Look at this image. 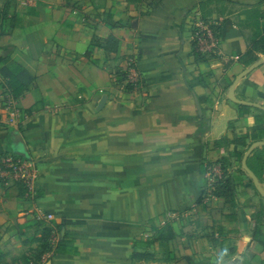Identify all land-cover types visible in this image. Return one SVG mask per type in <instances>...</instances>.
Masks as SVG:
<instances>
[{
  "label": "crops",
  "instance_id": "obj_1",
  "mask_svg": "<svg viewBox=\"0 0 264 264\" xmlns=\"http://www.w3.org/2000/svg\"><path fill=\"white\" fill-rule=\"evenodd\" d=\"M208 1L0 0V264L264 259L251 222L263 211L264 231V198L246 180L248 207L233 208L213 186L239 171L219 163L228 153L216 143L256 131L264 115L249 107L240 119L228 98L255 32L234 8L264 12V0L208 5L221 33L195 61ZM110 37L118 45L106 50ZM13 65L32 79L17 99L1 74ZM235 97L264 107V64ZM46 230L51 251L38 257Z\"/></svg>",
  "mask_w": 264,
  "mask_h": 264
},
{
  "label": "trees",
  "instance_id": "obj_2",
  "mask_svg": "<svg viewBox=\"0 0 264 264\" xmlns=\"http://www.w3.org/2000/svg\"><path fill=\"white\" fill-rule=\"evenodd\" d=\"M214 0H210L206 3L200 4L199 8L201 12H203L202 21L206 24H209L210 29H212L216 38L220 36L221 33V26L215 24L211 19L209 22H206L207 19L206 15L204 14V10L209 7L208 5L213 4ZM240 15L245 17V20L240 24L246 28L254 29V35L249 38L248 40V49L247 52L240 57V61L245 67H249L258 59L260 55H264V12L259 9V7H250V8H243L240 12ZM218 36V37H217ZM118 45L117 40L114 37H110L105 42V49L112 50L116 48ZM193 47L195 51V61H198L200 58V49L198 47L197 41L193 42ZM90 54V51H89ZM2 77L7 82L3 88L5 89L6 93L9 94L12 98L17 99L23 95L25 91H27L29 84L32 82L31 77L25 72V69L18 65H13L10 68L4 67L1 71ZM28 80V81H27ZM232 85V80L229 82ZM239 109V118L244 119L247 115L250 114L251 108L241 105H236ZM257 126L259 127L256 131L246 130L240 136H236L233 139H227L226 136H223L219 142L216 143L217 147H224L228 153L227 157L222 158L219 163L230 166L231 161H235V165L239 166L238 175L227 174L225 172L222 175L221 180H216L213 183L215 187V195L217 197H223L229 201L233 208H240L243 209L244 207H248L247 205L242 203L240 199V194L238 192L239 189L245 188L246 180L252 186L253 194H258L257 190L255 189L252 180L246 174V172L242 169V161L252 146V144L256 142H264V115L256 116ZM228 129H235L234 124L228 123ZM203 132L202 128L200 129ZM255 135V137H254ZM248 166L251 171L261 180L260 171H264V149L263 151L256 150L252 156L248 159ZM251 199V198H250ZM237 201V203H236ZM254 214L251 219L253 223V241L260 244L264 249V231L262 230V216L263 211L258 212L256 208H253ZM229 218H236L235 215L228 216ZM167 232L170 234L172 233V227H167ZM41 245L39 250L37 251L38 257H42L43 255L49 253L51 251V243H50V232L45 231L40 239ZM142 257L144 259H156L157 255H149V256H137L134 255L133 258ZM259 264H264V259H261Z\"/></svg>",
  "mask_w": 264,
  "mask_h": 264
},
{
  "label": "water",
  "instance_id": "obj_3",
  "mask_svg": "<svg viewBox=\"0 0 264 264\" xmlns=\"http://www.w3.org/2000/svg\"><path fill=\"white\" fill-rule=\"evenodd\" d=\"M263 64H264V56L260 57L258 59V61L253 63L251 66H249L247 69H245L241 74H239L235 78L234 82L232 83V85L229 89L228 98L231 102H233L236 105L255 107V108H258V109H261L264 111V107H261L259 105L253 104V103H248V102L238 100L235 97V89H236L237 85L239 84V82L245 76H247L249 73H251L253 70L259 68ZM197 104H198V101H197ZM198 110L202 114V110H201V107L199 104H198ZM259 147H264V142H255L254 144H252V146L249 148V150L247 151V153L245 154V156L243 158L242 168L246 172V174L249 176V178L252 180L254 187L257 190V192L264 198V188L261 185V182L259 181L258 177L251 171V169L248 166V159H249L250 155Z\"/></svg>",
  "mask_w": 264,
  "mask_h": 264
},
{
  "label": "built area",
  "instance_id": "obj_4",
  "mask_svg": "<svg viewBox=\"0 0 264 264\" xmlns=\"http://www.w3.org/2000/svg\"><path fill=\"white\" fill-rule=\"evenodd\" d=\"M201 28V29H200ZM203 31H204V35H201V34H203ZM196 35H197V38H196V40H198L199 41V43H200V50L205 46V43H203V37H208V38H210V39H212V40H214L215 39V37H214V34H213V32H212V30L209 28V26L208 27H202V25L196 30ZM216 41V40H215ZM203 45V46H202ZM207 46L209 45V46H213V45H215V42H211L210 44H206ZM202 46V47H201ZM204 49V48H203ZM211 182H214V179H212L211 180Z\"/></svg>",
  "mask_w": 264,
  "mask_h": 264
},
{
  "label": "rangeland",
  "instance_id": "obj_5",
  "mask_svg": "<svg viewBox=\"0 0 264 264\" xmlns=\"http://www.w3.org/2000/svg\"><path fill=\"white\" fill-rule=\"evenodd\" d=\"M220 4H217V6H219ZM226 6L225 5H221V8L223 9V8H225ZM228 8H229V6H228ZM235 10H236V12H241V10H242V7H236V8H234ZM207 19L205 20L206 22H209V17H206ZM202 20V19H201ZM208 26H209V24H207ZM201 29V28H200ZM205 33H204V31H203V34H201V35H204ZM211 42H216L215 41V39L214 40H212V39H210V38H208V37H203V43H205V46H204V48L206 49V47H207V45L206 44H210ZM197 43H198V47H199V49H200V43H199V41L197 40ZM203 46V45H202ZM201 46V47H202ZM239 170V169H238ZM250 264H256V263H250Z\"/></svg>",
  "mask_w": 264,
  "mask_h": 264
}]
</instances>
